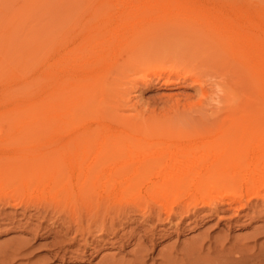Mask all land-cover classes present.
<instances>
[{
    "label": "rangeland",
    "instance_id": "obj_1",
    "mask_svg": "<svg viewBox=\"0 0 264 264\" xmlns=\"http://www.w3.org/2000/svg\"><path fill=\"white\" fill-rule=\"evenodd\" d=\"M257 1L264 5L261 0ZM202 5L207 6L206 3ZM117 12L110 7V3L102 0H0V94L23 83H10L9 78L23 71L24 67L31 66L29 56H33L40 46L36 50L34 47L38 41H44V37L49 36L53 37L55 46L51 60H55L59 52L67 51L69 60L80 53L87 54L84 60H78V64L81 63L79 66L83 61H86L83 66H90L89 71L83 73L88 88L92 87L91 93L84 94V108L94 109L102 100L110 116L120 115L123 119L126 116L133 121L131 125L152 119H158L164 125V121L167 124V119L172 117L179 120L183 134L156 130L157 122L156 127L153 125L155 128L152 126L156 131L136 126L138 129L127 136L122 135L120 128L113 124L103 126L106 124L101 123L98 127L92 123L74 131L67 130L61 121L42 125L23 124L18 122L20 114L6 110L5 105L0 103V158L56 160L73 156L83 160L103 151L110 154L120 147H131L135 153L155 154L159 162L167 153L178 158L190 151L192 153L203 144L210 154H216L217 149L225 147L234 150L247 147L251 150L264 144V134L258 135L257 128L225 134L224 127H213L215 130L210 129V134L204 132L198 135L192 128V122L196 128L197 121L205 120L211 112H204L207 115L199 112V98L191 79H166L164 74L156 77L152 72V61L131 59L127 52L116 59L113 55L100 59L96 57L102 48L100 40L119 33L124 29L122 25L125 22L139 24L138 31L143 32V36L133 35L130 43L145 40L149 27H159L163 28L161 35L167 40V45L171 43L169 46H172V42L180 43L191 34H199L195 15L184 17V13L175 16L171 12L150 11L147 16L138 15V21L134 16L123 18L119 15L121 12ZM174 46L178 47V43ZM174 46L172 51L176 49ZM74 47L81 49L78 51ZM27 51L30 55L24 53ZM25 54L29 55L28 59ZM26 59L29 60L28 65ZM52 72L58 74L57 69ZM164 78L171 83L166 84ZM73 93L71 85L68 94L72 97ZM21 101H26V98H21ZM186 107H191L192 111ZM86 110L78 117L83 119L89 113ZM77 113L72 111V114ZM176 115H180V119L178 116L174 118ZM160 121L158 124H162ZM182 121L184 124H181ZM198 150L200 156L203 150ZM176 154L179 155L176 157ZM170 160L173 159L166 160V165L171 166ZM152 171L144 169L134 174L145 175ZM62 172L60 170L43 178L31 177L30 171L5 177L0 175V200L11 197L21 202L18 208H2L0 212V264H264V201L253 199L251 185L241 186L242 207L222 198L224 192L233 190L234 185L220 189L222 196L218 200L214 199L216 190L213 188L200 189L201 194L199 191L197 196H193L198 185L185 184L176 189L175 196L168 197V193L155 192L152 186L146 184L132 186L109 201L81 196L77 190L72 193L61 191L59 187L67 188V182L70 181V185L79 182L75 181L74 169L72 180L65 179L67 184L63 185L66 174ZM164 198L167 206L163 204ZM177 201L181 206L175 204ZM45 203L51 208L48 215L40 216L38 211ZM193 203L196 207L191 208L187 216L181 213L166 219L168 208L178 213ZM203 203H213V206L209 208ZM159 204L166 209H158ZM138 207L139 212L136 211ZM79 217L81 224L77 225ZM94 220L95 224L91 225ZM101 228L102 232L105 231L97 232Z\"/></svg>",
    "mask_w": 264,
    "mask_h": 264
},
{
    "label": "bare ground",
    "instance_id": "obj_2",
    "mask_svg": "<svg viewBox=\"0 0 264 264\" xmlns=\"http://www.w3.org/2000/svg\"><path fill=\"white\" fill-rule=\"evenodd\" d=\"M102 1L110 3V7L116 12H121L119 15L123 18L134 16L138 21H140L138 15L147 16L150 11L154 13L167 12V14L171 12L175 16H181L179 14L184 13V17L187 14H189L188 17H190V14H192L191 16L195 15L198 25L196 22L195 24L198 26L199 34L192 32L194 34H191L186 40L181 39L183 41L180 43L175 42L178 43V47H175V43L172 42V46L176 48L173 51L172 46H169L171 43L167 45V40H164L161 35L163 28L159 29V27H149L148 32H145L148 33L145 40L130 43L133 35L142 34L143 32L138 31L139 24L125 22L122 25L124 29L120 30L119 33L115 32L112 36L100 40L99 43L102 48L100 54L96 57L100 59L113 55L116 59L127 52L131 59L143 58L152 61L154 63L152 72L156 77L164 74L166 79H171V77L182 78L183 80L191 79L199 98L198 102L196 101L197 108L201 110L199 112L201 114L211 112L210 116L204 118L205 120L199 119L197 121L196 128H194V121L192 122V128L200 136L204 132L206 134L211 132L210 129L213 127H217V129L218 127H224L226 129V131L224 130L225 134L253 128L259 129V132L257 131L258 135L264 134V10H262L264 5L262 3L260 4L257 0ZM261 2L264 1L261 0ZM204 3L207 4L206 7L202 5ZM200 32H202L201 35ZM44 38V41L40 40L41 43L38 41L36 47H34L36 50L38 45L40 46L36 50L37 52L34 51L33 56H29V49L24 52L29 54L24 55L27 59L31 57L29 58L31 66L24 67L23 71H18L17 75L9 78L10 83L19 81L23 83L16 88L4 90L0 94V103L5 105V109L20 114L21 120H18V122L42 125L43 123L61 121L62 125L69 131L89 127L92 123L98 127L101 123L106 124L103 126L113 124L119 127L120 133L125 136L136 131L138 129L136 126L152 128L154 131L158 129L167 133L180 134L182 132L183 127L179 125V120L172 117L167 119L168 125L165 123L166 121L163 125L162 121L158 119H152L154 124L152 120L149 124L150 121L143 120L131 125L130 123L133 121L128 120L126 116L124 119L120 115L110 116L102 100L94 109L84 108V94L91 93L92 87L88 88L83 73L89 71L90 66L88 64H85L86 67L83 66L86 61H83L82 66H79L81 63L78 64V60L79 62L84 60L83 58L87 54L80 53L69 60V55L65 50L66 52L63 53L57 52L58 57L54 58L56 61L51 60L50 57L55 48L51 39L53 37L49 38L47 36ZM60 38L62 39L61 36ZM66 46L67 44H65ZM168 47H171L170 51ZM80 49L75 48L78 51ZM27 59L25 63L29 61ZM169 62L172 63L171 67ZM165 64H167V67ZM168 66L169 69H166ZM55 69L58 70V74L52 72ZM41 74H47V76L43 77ZM165 82L168 84L167 82H170V80ZM71 85L74 89L72 97L68 94V88H71ZM21 98H26V101H21ZM191 106L194 107V105ZM189 108L187 109L189 110ZM83 110L89 113H86L87 115L81 119L78 115L83 113ZM72 111H78V113L72 114ZM177 111L179 112V110ZM195 112L197 113V111ZM206 113L204 115H207ZM177 116L174 118H177ZM130 118L133 120L132 117ZM185 118L187 117L185 116ZM171 119L172 123L170 122ZM159 121L162 124H158ZM197 122L195 121V123ZM189 127L191 129V126ZM254 132L256 135V131ZM204 146L205 144L199 146L198 149L202 151ZM245 148L247 147L234 150V148L225 147L222 150L217 149L216 154H210L208 148L205 147L207 151L205 149L203 151L212 156L205 155L203 151L201 152L202 156H199L198 149L192 151V153L190 151L186 155L184 154L186 157L176 154L178 158H173L172 153V156H168L170 153H167L165 157L168 156V158L163 157L159 162L155 154L143 151L135 153L131 147H120L110 154L103 151L83 160H78L73 156L56 160L3 157L0 158V175L5 177L30 171L31 177L43 178L61 170L67 177H64V180L62 179L64 181L63 185H65V179H68L67 181L72 180L71 173L76 169V177L74 178L76 182H79L70 185L69 181L68 184L66 183L67 188L66 186L59 187L61 191L66 190L68 193H72L77 190L81 196L95 197L99 200L107 199L109 201L128 191L132 186L138 187L146 184L152 186V189L156 190L155 192L168 193V197L175 196L176 189L185 184L188 186L198 185V188L192 194L193 196H197L199 191L201 194L200 189L213 188V190H216L215 200L220 199L222 196L220 189L234 185L233 190L230 193L224 192L225 195L222 198L230 204L233 202L237 205L241 204L240 201L243 197L241 186L245 184L246 186L251 185V194L254 200L264 201V144L254 146L251 150ZM170 157L173 159L170 160V162L172 161L171 166L166 165V160L169 162ZM48 163L50 164L48 165ZM144 169H152L153 171L145 175L134 174ZM213 176L215 177L214 180L209 181ZM165 200L166 198H164V202ZM181 200L182 198L179 199V201ZM179 201L175 204L181 206ZM20 203L11 197H5L0 200L2 206L0 212L2 208H18ZM195 203L183 207L181 212L178 211L179 214L172 208H168L166 219L169 220L173 215L184 214L187 216L190 209L196 207ZM163 204L165 206L167 203ZM203 204L209 208L213 206V203ZM164 206L159 204L158 209L165 210ZM42 208L39 209L38 212L41 213L38 214L45 216L46 213L48 215L51 205L46 204ZM138 210H140L139 207L136 211ZM140 212H142V209ZM22 214L25 215L26 212L23 211ZM142 214L145 215L146 212ZM158 214L160 216L159 211ZM124 215L127 217V211ZM159 216L157 215L158 220ZM76 224H81V217L78 218ZM94 224L95 220L92 221L91 225ZM99 231L102 232V228L97 232Z\"/></svg>",
    "mask_w": 264,
    "mask_h": 264
}]
</instances>
